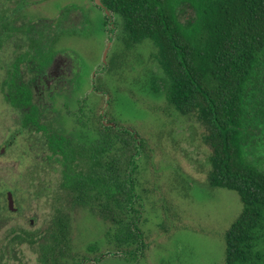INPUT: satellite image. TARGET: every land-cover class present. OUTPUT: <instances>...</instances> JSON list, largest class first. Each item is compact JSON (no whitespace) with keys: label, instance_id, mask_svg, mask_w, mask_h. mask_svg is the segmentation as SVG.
Instances as JSON below:
<instances>
[{"label":"trees","instance_id":"1","mask_svg":"<svg viewBox=\"0 0 264 264\" xmlns=\"http://www.w3.org/2000/svg\"><path fill=\"white\" fill-rule=\"evenodd\" d=\"M102 2L115 14L121 29L122 49L113 57L119 53L123 58L125 49L143 41L154 44L153 56L168 78V109L193 117L202 127V140L210 149L209 183L235 190L241 197L242 211L225 234L223 264H264V0ZM185 5L195 14L182 21L179 14ZM25 6L20 0L15 4L0 0V13H12L0 15V43L8 35L15 37L20 19L13 14ZM57 24L53 28L48 19L28 20V37L37 43L36 36H41L46 45L55 34L69 29L68 24ZM125 65V59L120 61L119 70ZM96 84L102 89L103 83ZM7 90L23 94L13 97L21 106L30 104L27 83H0V91ZM107 131L106 146L91 148L90 170L75 161L76 151L52 137L47 158L35 167L37 172L58 168L63 202L70 208H90L115 229L118 245H124L121 250L131 253L140 248L136 158L141 149L146 153L147 149L122 122L119 130L108 127ZM71 220V211L57 208L41 237L27 231L28 237L21 238L38 247L43 264H67L68 258L75 257Z\"/></svg>","mask_w":264,"mask_h":264},{"label":"rangeland","instance_id":"2","mask_svg":"<svg viewBox=\"0 0 264 264\" xmlns=\"http://www.w3.org/2000/svg\"><path fill=\"white\" fill-rule=\"evenodd\" d=\"M16 1L11 0V4ZM21 1H26V6L20 17L27 21L48 19L53 28L70 9H73L71 17L80 11L79 19L86 17L85 34L62 31L49 44L57 52L73 50L83 66H92L93 73L99 70L98 81L103 83L104 93L102 96L90 93L96 112H100L107 92L110 122L117 125L122 122L124 127L133 129L147 153H142L136 169L135 195L141 205L137 223L140 249L125 255L120 250L124 245H118L115 229L110 230L107 222L89 208H70L63 202L59 171L37 172L34 159L29 157L18 162L17 154L23 151L22 140L18 141L17 150L1 153L4 139L15 128L16 114L9 110L0 94V187L15 186L17 182L22 188L19 196L26 199L18 216L19 225L43 230L57 208L71 211L70 237L75 257L68 258L67 264H81L82 259L84 264H223L225 234L241 213L243 203L237 191L209 183L210 149L202 140V127L193 117L168 109L165 98L168 78L153 56L154 44L143 41L125 49L123 58H119V53L114 58V53L122 49L119 27L114 50L109 52L104 69L102 55L108 29L102 26L104 12L94 1ZM194 14L185 5L179 16L186 21ZM124 59L126 65L119 70V62ZM86 86L85 93H89L91 90ZM21 173L28 174L27 179H21ZM31 218L35 219L33 225ZM11 224L17 225L11 222L0 232V264H42L39 252L29 244L7 247L9 240L5 235Z\"/></svg>","mask_w":264,"mask_h":264},{"label":"flooded vegetation","instance_id":"3","mask_svg":"<svg viewBox=\"0 0 264 264\" xmlns=\"http://www.w3.org/2000/svg\"><path fill=\"white\" fill-rule=\"evenodd\" d=\"M92 1L95 2V0ZM96 5L104 12L102 26H106L108 29L107 45L111 42L109 49L110 52L112 49L114 50L113 46L115 43V37L119 30L118 20L116 18L114 19L115 14L111 12V15H108L103 6ZM80 13L73 17L70 16L71 12L66 15V18L69 17L68 21H70L67 25V29L69 28L68 31L73 34L75 32L81 34L86 33V21L84 20L86 17L84 16L85 18L79 19V16H81ZM21 14H13L20 19V21L18 20L16 23L20 26V29L14 31L15 37L12 38L8 35L10 34L9 29L7 31V40H5V43H0V83H27L31 89V101L29 105L21 106L20 102L13 101V97H21L23 94L17 92L11 94L9 90L6 92L0 91L9 110H12V112L16 114L14 121L15 128L10 130L4 139L1 153L4 151L8 153L11 150H17L19 148L18 141L22 140L23 151H20L17 154L18 162L21 163L24 159L29 157L30 159H34L35 165L38 161H43L47 158V149H49L50 141L49 137H52L55 143H57L56 140L59 139L62 141V146L72 148L76 151L75 161L84 163V169L90 170L91 148L99 146L100 144H103V147L106 146L105 139L108 135V127H114L119 130V125L115 123L112 125L109 124L111 123L110 120L112 118H108L107 116L110 100V96L109 100L107 99V92L104 94L105 102L102 105L100 112L99 110L96 112V104L91 101L90 93H95L98 96H102L104 93L101 91L102 89L96 88V83H98L99 79L97 76L99 70H94L96 73L93 78L92 66L88 68L83 66L73 50H70V52L58 50L57 52L53 45L49 43L44 45L42 43V38H40L41 36H36L37 43L31 42L28 37V30L30 29L27 26V20L20 17ZM0 15L10 16L12 13L4 12L0 13ZM61 22L66 24L65 19ZM56 35H58V33L53 36L52 41L55 39ZM106 66L103 63L104 69ZM107 69H109V67ZM92 83L95 85L94 90H91ZM87 84L88 88L91 90L89 93H85ZM107 103L108 106L105 110L106 117L104 118L102 110ZM27 115H31V117L29 116L28 119ZM130 131L135 136L136 132L132 130ZM116 140L117 143H119V138ZM136 140L140 145L141 141L138 142V136L136 137ZM104 151L105 150H103V153L107 152ZM142 153L145 155L143 149H141L140 153L137 155L136 163L140 156H142ZM55 157L54 160H58L57 156ZM34 169H36L35 166ZM56 171H58V168ZM21 174V179H27L26 177L28 174ZM134 178L136 188V172L134 173ZM15 184V186L11 185L9 187L0 188V232L4 227L9 226L11 222L16 223L17 225L11 224L9 232L7 231V234L5 235V238L9 240L7 247L12 246L14 248L17 245L29 244L32 247H35L39 252L38 247L21 237L27 238V231L38 233L41 237L44 229L34 231L21 224L19 225L18 216L23 212V201L26 199V196H19V192H22V188L19 187L17 182ZM5 190L6 192H4ZM9 192L12 193L14 200L12 208L9 206ZM136 201V204H139L137 198ZM139 209L141 213L140 204ZM34 222L35 219L31 218L30 224L33 225ZM18 234H20V238L17 237ZM7 247H4L3 249L5 250ZM125 255H131V253L125 252ZM15 256L18 258V255L15 254ZM81 264H84L83 259Z\"/></svg>","mask_w":264,"mask_h":264},{"label":"water","instance_id":"4","mask_svg":"<svg viewBox=\"0 0 264 264\" xmlns=\"http://www.w3.org/2000/svg\"><path fill=\"white\" fill-rule=\"evenodd\" d=\"M95 3L103 6L105 8L106 14L111 15V11L103 4L102 0H95ZM110 46H111V42H109V44L107 45V47L105 48V50L103 52L102 62L105 64V66L107 64V56H108ZM95 73H96V71H94V73H93V78L95 77ZM94 89H95V85L93 83L91 90H94ZM107 99L109 100V95H107ZM107 106H108V103L105 105L104 109L102 110V113L104 114V118L106 117L105 116V110H106ZM109 124L112 125L113 123L111 122ZM130 130L134 131L133 129H130ZM135 136L137 137V134H135ZM138 142H140V141H138ZM8 196H9V206L12 208L14 205L13 195L11 192H9Z\"/></svg>","mask_w":264,"mask_h":264}]
</instances>
